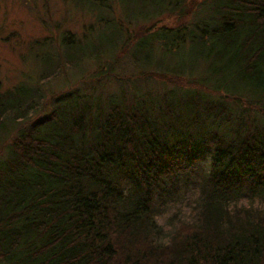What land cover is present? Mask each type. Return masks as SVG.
I'll return each instance as SVG.
<instances>
[{"label":"trees","instance_id":"1","mask_svg":"<svg viewBox=\"0 0 264 264\" xmlns=\"http://www.w3.org/2000/svg\"><path fill=\"white\" fill-rule=\"evenodd\" d=\"M138 1L155 12L140 19L188 15L148 34L196 46L202 77L44 113L37 88L0 91V264H264V216L223 209L264 197V0ZM192 184L202 227L154 247L150 216Z\"/></svg>","mask_w":264,"mask_h":264},{"label":"rangeland","instance_id":"2","mask_svg":"<svg viewBox=\"0 0 264 264\" xmlns=\"http://www.w3.org/2000/svg\"><path fill=\"white\" fill-rule=\"evenodd\" d=\"M196 1L185 2L190 7ZM152 11L138 0H0V91L35 87L44 113L64 99L105 98L120 89L158 92L162 85L186 86L201 78L196 46L185 41L164 49L148 34L155 20L173 27L188 15L153 11L148 20L140 19L139 13Z\"/></svg>","mask_w":264,"mask_h":264},{"label":"clouds","instance_id":"3","mask_svg":"<svg viewBox=\"0 0 264 264\" xmlns=\"http://www.w3.org/2000/svg\"><path fill=\"white\" fill-rule=\"evenodd\" d=\"M210 164V160L206 161ZM223 209L228 217L260 214L264 216V197L245 195L227 200ZM152 231L149 239L154 247L171 248L178 234L185 228L199 229L203 225V191L199 184L181 187L173 198L160 205V210L150 216ZM229 224L222 223L228 230Z\"/></svg>","mask_w":264,"mask_h":264}]
</instances>
